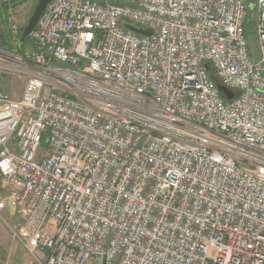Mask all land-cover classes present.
<instances>
[{"label":"built area","instance_id":"obj_1","mask_svg":"<svg viewBox=\"0 0 264 264\" xmlns=\"http://www.w3.org/2000/svg\"><path fill=\"white\" fill-rule=\"evenodd\" d=\"M6 1L0 78L23 90L0 94V219L25 252L264 264V0L258 59L249 0H51L24 49Z\"/></svg>","mask_w":264,"mask_h":264},{"label":"rangeland","instance_id":"obj_2","mask_svg":"<svg viewBox=\"0 0 264 264\" xmlns=\"http://www.w3.org/2000/svg\"><path fill=\"white\" fill-rule=\"evenodd\" d=\"M112 1L116 4H119L118 2L121 0ZM36 2L37 0H10L9 3L7 1L5 2L9 4V9L13 11L12 20L16 23L15 25L18 28H24ZM4 5L5 6L2 7L0 6V28L4 31H7L8 22L4 15L7 4ZM247 40L253 59H258V46L255 34L250 31L247 35ZM0 87L4 88L8 98L16 99L22 94L23 83L15 77L7 76L5 79L0 78ZM17 222V218L8 219L5 221L0 219L1 261L3 264H39L33 257L29 256V254L25 252L18 241L12 238L9 228L15 225ZM38 256L39 258H42L40 253Z\"/></svg>","mask_w":264,"mask_h":264},{"label":"water","instance_id":"obj_3","mask_svg":"<svg viewBox=\"0 0 264 264\" xmlns=\"http://www.w3.org/2000/svg\"><path fill=\"white\" fill-rule=\"evenodd\" d=\"M51 0H37V2L34 5V8L32 10V13L29 17V19L27 20L26 25L24 26L21 34H20V44H25L26 40L29 36V34L31 33V31L34 29L39 17L41 16L42 12L44 11V9L46 8V6L49 4ZM126 28L135 33V34H142V35H148L151 32L150 31H142L139 30L131 25H126ZM205 69L208 70V66L205 65ZM217 89L218 91L221 93L222 97L226 100H232L234 98H237L239 96V92H232L228 89H226L225 87L221 86V85H217ZM3 93V89L0 88V94ZM1 96V95H0ZM4 97H6V95H3ZM10 210L11 207L9 206Z\"/></svg>","mask_w":264,"mask_h":264},{"label":"crops","instance_id":"obj_4","mask_svg":"<svg viewBox=\"0 0 264 264\" xmlns=\"http://www.w3.org/2000/svg\"><path fill=\"white\" fill-rule=\"evenodd\" d=\"M256 22H257V8H256L255 0H249L247 14L244 22V30L246 36L250 31L254 33Z\"/></svg>","mask_w":264,"mask_h":264},{"label":"trees","instance_id":"obj_5","mask_svg":"<svg viewBox=\"0 0 264 264\" xmlns=\"http://www.w3.org/2000/svg\"><path fill=\"white\" fill-rule=\"evenodd\" d=\"M118 3H120V2H118ZM22 30H23V27L20 28V33L22 32ZM8 36H9L8 33L0 28V49H4V50H10L11 49L9 42H8V39H9ZM25 46H26V44L23 45L21 49H24ZM208 66H209V71H208L209 76L216 83H218V80L215 76L214 70L212 69V67L210 65H208Z\"/></svg>","mask_w":264,"mask_h":264}]
</instances>
